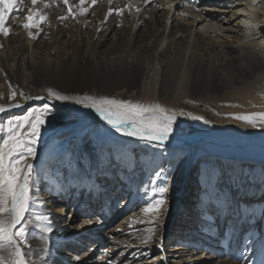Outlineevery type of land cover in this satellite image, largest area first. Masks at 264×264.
<instances>
[{"label":"bare ground","instance_id":"1","mask_svg":"<svg viewBox=\"0 0 264 264\" xmlns=\"http://www.w3.org/2000/svg\"><path fill=\"white\" fill-rule=\"evenodd\" d=\"M69 3L75 13L79 0ZM150 6L162 8L165 17L162 22L152 19L141 32ZM32 7L25 0L18 16L9 13L6 26L11 32L0 35V107L5 108L0 121L44 105L52 83L44 78L54 73L53 90L61 94L81 97L70 93L65 83L82 78L86 84L80 92H88L84 96L159 104L177 114V124L165 149L149 148L116 133L91 109L54 101V116L48 118L32 161L35 203L27 214L39 228L35 217L50 211L54 232L44 239L42 251L22 245L32 253L28 259L35 264L64 263L71 252L62 251L73 228L66 220V233L58 236L62 215L71 212V217L84 195L97 194L101 179L109 176L119 182L113 202L120 190L123 195L127 191L128 200L136 203V221L116 235L101 228L109 217L106 211L91 220L90 235L107 237L112 244L107 253L114 256L106 254L103 264H259L264 258V125L253 128L233 117L264 114V0H97L95 5L86 0L87 13L75 17L62 0H40L34 10L46 21L32 29L30 38L22 24ZM17 104L20 107H13ZM92 135L108 143L107 149L94 161L69 160L65 148L77 141L85 151L84 138ZM157 171L163 174L152 185ZM165 183L167 204L160 230L152 242L142 243L138 237L146 234L152 220L144 208L156 198L152 188ZM193 189L199 200L186 206L183 199ZM173 216L185 229L170 246L164 233ZM204 229L213 242L208 246L200 242ZM242 230L244 241L237 242ZM220 247L234 252L229 257L233 259L222 260ZM245 249L247 258L238 261Z\"/></svg>","mask_w":264,"mask_h":264},{"label":"snow or ice","instance_id":"2","mask_svg":"<svg viewBox=\"0 0 264 264\" xmlns=\"http://www.w3.org/2000/svg\"><path fill=\"white\" fill-rule=\"evenodd\" d=\"M30 2L33 7L28 8L27 15L23 17L25 22L22 27L28 30L30 38H34L32 29H38L46 21V16L34 10V6L40 0H30ZM111 2L112 0H109V3ZM24 3L25 0H0V35L10 34L11 29L6 26L9 13L16 11L18 16L19 6ZM62 3L67 7L68 14L73 17L77 13L85 15L88 11L83 7L86 0H79L80 6L75 13L69 0H62ZM91 3L95 5L97 0H91ZM111 11L110 9L109 15ZM122 12L123 9H120L116 14L121 15ZM67 18L68 16L61 17L65 20ZM15 95L13 91L11 98L14 99ZM20 95L24 94L20 93ZM35 99L45 98L35 97ZM54 101L62 103L71 101L76 105H82L85 109H91L116 133L124 137H132L149 148L154 146L165 149L174 134V126L177 124V114L159 104L145 105L108 97H73L53 89L47 90V102L44 105L30 108L25 115H17L0 121V264H35L28 259L32 253L25 252L22 245L29 244V224L32 217L27 214L31 210L30 206L35 203L31 190L35 174L32 161L37 157L42 131L49 124L48 118L54 116ZM13 107H20V105H13ZM4 111L5 108L0 107V113ZM189 116L193 120L202 119L191 114ZM233 119L242 121L253 128L264 125V114L238 115ZM203 123L208 124L209 121L203 120ZM162 174V171H157L151 184L156 185ZM167 191L166 183L158 188H152V195L156 198L144 208V213L152 216V220L148 221L151 226L145 229V235L138 237L142 243L152 242L153 237L160 230L159 222L166 211L167 197L165 194ZM36 195H39V192ZM35 219L41 222L38 226L44 234L42 239L48 238V234L54 232L50 211L36 216ZM88 223H91V218ZM119 255L122 257L124 253L121 252ZM241 257L247 258L246 249L240 253L237 260L239 261ZM109 264L113 262L110 261ZM259 264H264V258L260 259Z\"/></svg>","mask_w":264,"mask_h":264},{"label":"rangeland","instance_id":"3","mask_svg":"<svg viewBox=\"0 0 264 264\" xmlns=\"http://www.w3.org/2000/svg\"><path fill=\"white\" fill-rule=\"evenodd\" d=\"M164 17L165 12L162 8L150 6L147 17L145 18L146 24L144 23V25L141 27V32L146 31L147 27L151 25L152 19H156L158 22H162ZM115 29V26L111 28V32L109 33L106 40L107 44H111ZM52 77H55L54 73H51V77L47 76L44 78L45 80H47V82H52L51 85H49L50 89H54L53 86H55V88L57 87L56 85H52L53 83H55ZM65 84L66 86H68V88H70V93H80L81 96H84L82 93H88L86 91H83L82 93L80 92V89H83V86L86 84L84 79L82 78H78L76 81H74V83L72 82V84L66 81ZM84 139L86 144L84 147L85 151L83 150V146L81 144H78L77 141L73 142L71 145L65 148V153L71 156L69 160L75 161L76 158H82L81 161L85 162L87 160L86 158H90L91 161H94L96 157L100 156V151L107 149L108 147V143H105V141H98L93 135ZM38 163H40V161ZM46 163L44 162V164ZM101 165L104 169L107 168L106 164ZM74 174L77 175L78 171H76ZM139 180L141 190L145 189L142 174L140 175ZM118 184L119 182H116V180H112V178L109 176L108 178H104L103 180L101 179V182L99 184L101 186L99 187L100 191H98L97 194L88 193L84 195V201L75 209L74 214L71 217V212L62 215V220L59 223L57 234L58 236L65 235V229H67V227L65 226V221L69 219L73 228L69 231L72 237H70V239L68 240L66 244L67 247L66 249H63L62 254L64 251H69L71 252V255H66L64 257V259H66L64 263L55 264H103L101 260L103 257H105L106 254L110 256L109 259H112L114 254L107 253L109 249L111 250V242L107 239V237L100 238L96 237L95 235H90L92 229L91 227H89L90 223H88V220L89 218H91V220L93 218L100 219L99 217L101 216V213L106 211V213L109 214V217L106 219V225H103L101 227L103 232L109 231L110 233L113 232L116 233V235H120L121 233L129 230L132 227V225L136 221V203L132 200H128L129 195L127 194V191H125L126 195H123L122 193L124 191L122 190H120L119 195L116 197L117 199L113 202L112 198L115 197L116 193L119 190ZM104 190L106 193L104 192ZM195 192L196 189H193L191 192H188L186 194L185 199H183L186 206L196 204L199 200L196 194L197 192ZM109 194H111V196ZM139 206L141 207V205ZM90 214H96V217H92V215ZM186 214L189 213L184 212L182 214V212H180L179 215ZM194 216H196V214H194ZM176 218H174L173 216L172 219L169 220L170 229L166 230V232L164 233V241L166 243H170V246L173 245V242L176 238L179 240L184 236L183 232L185 228L181 227L180 224L176 222ZM228 222L229 218H226L224 222L225 230L228 226ZM129 225H131V227H129ZM43 236L44 234L40 231L39 228L34 226V222L31 220L29 224L28 246L42 251V248L46 245V241L42 239ZM74 236L76 238H74ZM200 236H202V240H200V242H202L205 246L213 243L212 240L208 238V234L206 233L205 229L201 232ZM237 236V242L244 241L243 230L242 233L237 234ZM227 250L230 249H224V247H220L217 249V252L219 253L222 260L229 258L230 256H232V253H234L231 252L229 254ZM74 256L77 257L76 260L74 259Z\"/></svg>","mask_w":264,"mask_h":264}]
</instances>
